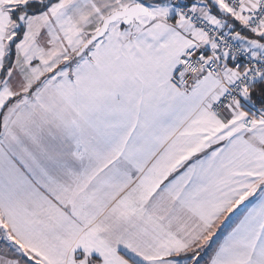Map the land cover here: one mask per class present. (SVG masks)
<instances>
[{
    "label": "snow or ice",
    "instance_id": "6c2138e0",
    "mask_svg": "<svg viewBox=\"0 0 264 264\" xmlns=\"http://www.w3.org/2000/svg\"><path fill=\"white\" fill-rule=\"evenodd\" d=\"M0 264H264V0H0Z\"/></svg>",
    "mask_w": 264,
    "mask_h": 264
}]
</instances>
